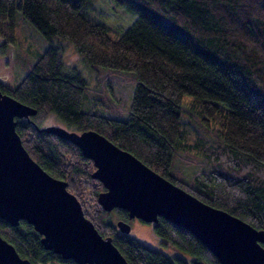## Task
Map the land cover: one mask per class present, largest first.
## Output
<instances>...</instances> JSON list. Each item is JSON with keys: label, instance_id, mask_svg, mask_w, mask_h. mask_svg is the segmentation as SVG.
<instances>
[{"label": "trees", "instance_id": "1", "mask_svg": "<svg viewBox=\"0 0 264 264\" xmlns=\"http://www.w3.org/2000/svg\"><path fill=\"white\" fill-rule=\"evenodd\" d=\"M115 1L136 13L117 37L88 16L87 0H0L2 51L24 21L50 41L17 83L0 81L1 92L37 109L32 122L17 119L16 131L129 264H220L161 216L152 233L173 254L118 231L111 214L129 221L127 212L97 202L104 187L91 176L92 160L35 125L53 115L68 129L95 130L203 202L264 229V0ZM60 40L105 70L101 95L78 69L65 68ZM0 235L30 264H77L45 249L24 220L13 226L0 218Z\"/></svg>", "mask_w": 264, "mask_h": 264}, {"label": "water", "instance_id": "2", "mask_svg": "<svg viewBox=\"0 0 264 264\" xmlns=\"http://www.w3.org/2000/svg\"><path fill=\"white\" fill-rule=\"evenodd\" d=\"M37 109L0 90V218L10 225L24 220L41 235L45 249L77 264H129L110 236H102L85 216L66 181L43 169L24 148L17 119L32 122ZM38 131L76 145L92 160L91 176L104 189L97 202L106 211L126 210L129 219L147 223L158 216L190 231L220 264H264V229L213 207L160 175L99 132L46 125ZM116 228L130 232L128 221ZM0 264H30L0 235Z\"/></svg>", "mask_w": 264, "mask_h": 264}, {"label": "rangeland", "instance_id": "3", "mask_svg": "<svg viewBox=\"0 0 264 264\" xmlns=\"http://www.w3.org/2000/svg\"><path fill=\"white\" fill-rule=\"evenodd\" d=\"M84 10L89 17L105 23L111 37L120 35L136 18L135 12L115 0H87ZM20 16V10L16 9V17L19 19ZM19 26L16 31L15 43L9 44L3 51L0 47V81L8 87H12L26 74L28 65L33 64L37 55L50 43L27 21L22 22ZM60 44L62 46L61 60L65 68L78 69L86 78L89 91L101 95L104 90V82L109 79L104 76L105 70L88 65L68 41L60 40ZM94 89L95 91H93ZM124 89L128 90V86ZM87 95L91 96L89 93ZM37 121L40 127L52 124L63 125L53 115L38 117ZM110 219L115 223L119 218L112 213ZM128 222L130 224L129 236L151 248L167 254L174 253L173 249L162 245L154 236L150 223L143 222L138 218L129 219Z\"/></svg>", "mask_w": 264, "mask_h": 264}]
</instances>
